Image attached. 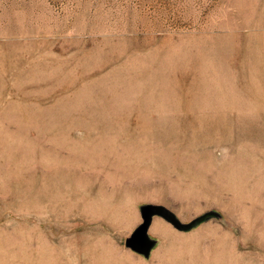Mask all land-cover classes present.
Wrapping results in <instances>:
<instances>
[{
    "label": "rangeland",
    "instance_id": "1",
    "mask_svg": "<svg viewBox=\"0 0 264 264\" xmlns=\"http://www.w3.org/2000/svg\"><path fill=\"white\" fill-rule=\"evenodd\" d=\"M0 264H264V0H0Z\"/></svg>",
    "mask_w": 264,
    "mask_h": 264
},
{
    "label": "water",
    "instance_id": "2",
    "mask_svg": "<svg viewBox=\"0 0 264 264\" xmlns=\"http://www.w3.org/2000/svg\"><path fill=\"white\" fill-rule=\"evenodd\" d=\"M143 223L127 240L126 247L140 255H148L153 248V242L149 238V229L153 218L158 216L181 231H187L195 225L203 222L207 217H202L189 225H181L175 216L167 209L160 206H147L141 210Z\"/></svg>",
    "mask_w": 264,
    "mask_h": 264
}]
</instances>
